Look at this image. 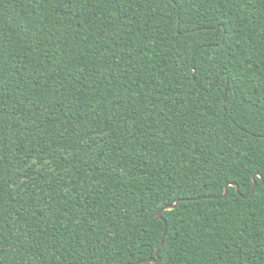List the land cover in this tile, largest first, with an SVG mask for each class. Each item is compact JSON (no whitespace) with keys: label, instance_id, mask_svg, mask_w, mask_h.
I'll use <instances>...</instances> for the list:
<instances>
[{"label":"trees","instance_id":"1","mask_svg":"<svg viewBox=\"0 0 264 264\" xmlns=\"http://www.w3.org/2000/svg\"><path fill=\"white\" fill-rule=\"evenodd\" d=\"M261 169L264 0H0V264H137L205 196L161 264H264Z\"/></svg>","mask_w":264,"mask_h":264},{"label":"water","instance_id":"2","mask_svg":"<svg viewBox=\"0 0 264 264\" xmlns=\"http://www.w3.org/2000/svg\"><path fill=\"white\" fill-rule=\"evenodd\" d=\"M264 184V182H263ZM229 187H234L237 191V193H240V188L237 184L233 183V184H229L226 186L225 188V192L222 196L220 197H211L212 199H224L227 197L228 195V190H229ZM256 186H255V183H254V187L251 191V194L248 196V197H243V199L247 200V199H251L253 196H254V193H255V190H256ZM209 197H202V198H198V199H185V200H178L176 201L175 204H172V205H169V207L167 208V211H173L175 209H177L179 207V205L181 204L182 201H193V200H201V199H208ZM157 220L159 221H163L165 223V230H164V233H163V237H162V241L160 243V246L158 247L157 251H156V255L154 258H149L147 260H141L139 261L137 264H161L162 263V259L160 257V253H161V250H162V247L164 245V242H165V237H166V233H167V230H168V224H167V221L164 219L163 217V214L161 215L160 213L157 215L156 217ZM157 253H159V255H157Z\"/></svg>","mask_w":264,"mask_h":264},{"label":"snow or ice","instance_id":"3","mask_svg":"<svg viewBox=\"0 0 264 264\" xmlns=\"http://www.w3.org/2000/svg\"><path fill=\"white\" fill-rule=\"evenodd\" d=\"M257 177H259V180L261 182H264V169H261L260 171L253 174V176H252V180L255 183V186L257 188H259V187H261V184L259 182H257ZM168 207H169V205H167L166 203L162 204L160 209H159L160 214L162 215L167 210ZM157 255H159V253H157ZM133 259H135V257H133ZM142 259L147 260L148 258L142 257Z\"/></svg>","mask_w":264,"mask_h":264}]
</instances>
